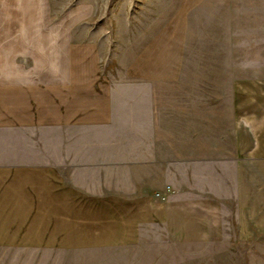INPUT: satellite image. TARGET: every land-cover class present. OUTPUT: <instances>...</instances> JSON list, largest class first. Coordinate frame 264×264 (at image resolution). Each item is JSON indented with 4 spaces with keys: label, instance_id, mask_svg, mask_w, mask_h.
Listing matches in <instances>:
<instances>
[{
    "label": "crops",
    "instance_id": "crops-1",
    "mask_svg": "<svg viewBox=\"0 0 264 264\" xmlns=\"http://www.w3.org/2000/svg\"><path fill=\"white\" fill-rule=\"evenodd\" d=\"M210 1L178 0L154 35L139 17V38L129 35L113 71L115 37L93 2L0 0V249L118 247L153 226L177 242H217L229 220L239 239L264 235V80L231 81L226 105L182 83L185 44ZM221 18L208 39H240ZM119 77L128 80L120 102ZM227 163L230 217L218 178Z\"/></svg>",
    "mask_w": 264,
    "mask_h": 264
},
{
    "label": "rangeland",
    "instance_id": "rangeland-1",
    "mask_svg": "<svg viewBox=\"0 0 264 264\" xmlns=\"http://www.w3.org/2000/svg\"><path fill=\"white\" fill-rule=\"evenodd\" d=\"M214 1L207 3L195 15L192 39H187L184 49L182 67L187 75L182 83L195 85V96L198 95L195 99L204 103L221 100L226 105L231 97L225 87L231 81L240 78L264 80V0ZM80 2L73 0L74 8L77 9ZM89 2L94 5L93 16L103 20L105 35L115 37L112 55L105 63L113 71L123 67L128 37L139 38L138 29L133 32L132 24H138L140 17L144 23V27H140L141 32L145 28L154 35L164 18L169 19L178 6V0ZM224 15L232 17L228 24L236 28L240 39H208L221 33L222 28L218 27L223 24L221 17ZM127 18L131 22L128 23ZM232 32L234 35V30ZM116 83L115 99L126 101L128 80L119 77ZM203 84L215 85L217 90L200 87ZM219 86L224 91H218ZM220 112L221 135H226L227 108H220ZM228 142L218 139L217 151L223 152V148L227 151ZM231 171V165L227 163L218 176L222 189L227 192L224 207L227 217L232 214L228 194L231 192ZM183 183L184 196H195V171L184 172ZM0 264H264V235L239 239L234 234L233 221L229 220L226 234L220 241L184 243L167 236L162 227L153 226L143 229L141 240L137 243L118 247L77 251L2 248Z\"/></svg>",
    "mask_w": 264,
    "mask_h": 264
}]
</instances>
